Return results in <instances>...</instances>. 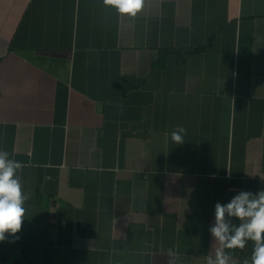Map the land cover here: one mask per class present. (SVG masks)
I'll list each match as a JSON object with an SVG mask.
<instances>
[{
	"label": "crops",
	"instance_id": "crops-1",
	"mask_svg": "<svg viewBox=\"0 0 264 264\" xmlns=\"http://www.w3.org/2000/svg\"><path fill=\"white\" fill-rule=\"evenodd\" d=\"M0 150L28 195L0 264H206L215 204L261 190L264 0H146L135 18L0 0ZM227 251L243 264L253 243Z\"/></svg>",
	"mask_w": 264,
	"mask_h": 264
},
{
	"label": "clouds",
	"instance_id": "clouds-1",
	"mask_svg": "<svg viewBox=\"0 0 264 264\" xmlns=\"http://www.w3.org/2000/svg\"><path fill=\"white\" fill-rule=\"evenodd\" d=\"M103 3L129 18H135L146 6V0H103ZM185 136L183 126L171 132L176 145H182ZM23 167L20 161L10 158L9 152L0 150V242H15L19 238L16 234L22 230L24 203L28 199L18 175ZM260 178L264 180V176ZM209 231L219 247L214 256H208L206 264H235L227 250H243L249 241L253 243L251 259L243 264H264V189L256 193L240 191L227 203L217 202L215 224Z\"/></svg>",
	"mask_w": 264,
	"mask_h": 264
},
{
	"label": "built area",
	"instance_id": "built-area-1",
	"mask_svg": "<svg viewBox=\"0 0 264 264\" xmlns=\"http://www.w3.org/2000/svg\"><path fill=\"white\" fill-rule=\"evenodd\" d=\"M260 185H261V189H264V180H262L261 178H260Z\"/></svg>",
	"mask_w": 264,
	"mask_h": 264
}]
</instances>
